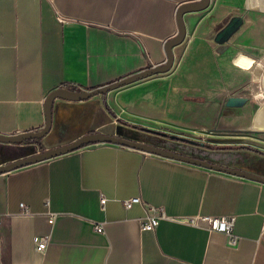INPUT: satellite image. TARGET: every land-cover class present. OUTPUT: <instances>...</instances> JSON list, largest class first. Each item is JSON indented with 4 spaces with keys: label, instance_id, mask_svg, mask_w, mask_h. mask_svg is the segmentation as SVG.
Masks as SVG:
<instances>
[{
    "label": "crops",
    "instance_id": "0c3cea01",
    "mask_svg": "<svg viewBox=\"0 0 264 264\" xmlns=\"http://www.w3.org/2000/svg\"><path fill=\"white\" fill-rule=\"evenodd\" d=\"M184 1L0 0V132L42 126L44 99L59 85L90 88L163 62ZM233 15L239 25L216 40ZM182 16L185 34L172 46V65L101 93L102 101L125 121L264 160V0H210ZM234 94L246 99L228 104ZM56 116L48 144L110 118L97 98L59 102ZM69 118L83 120L61 132ZM133 194L170 214L232 216L239 244L171 218L143 228L142 205L121 201ZM20 201L33 211L19 213ZM45 232L50 239L38 250L33 235ZM0 264H264V181L113 141L87 142L0 172Z\"/></svg>",
    "mask_w": 264,
    "mask_h": 264
},
{
    "label": "water",
    "instance_id": "95a60500",
    "mask_svg": "<svg viewBox=\"0 0 264 264\" xmlns=\"http://www.w3.org/2000/svg\"><path fill=\"white\" fill-rule=\"evenodd\" d=\"M210 0H188L180 3L176 9V18L178 29L177 32L167 38L164 43L166 51V59L163 62H158L144 67L140 70L122 76L120 78L111 80L109 82L90 87V88H77L68 85H59L48 92L44 99V114L45 121L39 128H30L18 132H0V154L3 155L0 160V172L10 170L17 166H21L30 162L48 158L70 149L79 147L80 145L91 141H113L124 145L138 147L147 151L156 152L159 154L183 159L186 161L202 164L208 167L226 170L229 172L241 174L250 178L264 181V160L255 162L253 159L246 157V149L238 148H208L205 146H199L194 144H188L184 142V146H199L207 149L212 154L223 152L229 158H217L214 156H205L203 154L185 150L182 147H175L166 143H157L150 140L142 139L132 135L130 128L144 131L136 127L119 123L117 126V132L106 130L103 127L97 128L91 126L82 132L75 134L72 138L59 142L56 144H48L42 149H23V145L20 143L36 144L43 141L44 137L53 130L56 123V107L59 102L77 103L84 100L92 99L94 95L98 93H105L109 89L133 81L135 79L147 76L149 74L164 71L168 69L173 63V48L172 46L181 41L185 34V22L183 19V12L186 10L199 9L208 5ZM240 15H233L231 18L215 33L216 40L223 41L236 29L241 22ZM246 99V96L240 94L230 95L227 99L228 104L241 103ZM104 106V105H103ZM102 106V107H103ZM105 107V106H104ZM106 109V108H105ZM107 110V109H106ZM108 111V110H107ZM109 112V111H108ZM110 113V112H109ZM110 124V123H108ZM135 126V124H133ZM112 126V125H111ZM146 129L159 131L162 134H169L171 137L178 140H188L192 143L195 141L185 135L177 133H167L166 131L158 130L153 127L143 126ZM148 132V131H146ZM157 135V134H155ZM163 137L161 135H157ZM164 138V137H163ZM11 145V146H9ZM4 150V153L1 152ZM244 150V151H243ZM264 156V152H259ZM11 155L10 157H6Z\"/></svg>",
    "mask_w": 264,
    "mask_h": 264
},
{
    "label": "built area",
    "instance_id": "2783aa9c",
    "mask_svg": "<svg viewBox=\"0 0 264 264\" xmlns=\"http://www.w3.org/2000/svg\"><path fill=\"white\" fill-rule=\"evenodd\" d=\"M125 207L132 206L133 203L139 202L144 209V218L141 221V226L143 228L154 229L162 218H171L187 222L196 226H203L208 229H216L222 231L225 235V242L227 245L235 247L239 244L241 234H239L234 229L233 217L227 214H209V213H192V214H170L167 213L162 204H154L147 202L143 199L140 194H133L121 199ZM33 210L25 201H20L19 213L27 214L31 213ZM54 212H50L49 219L52 220ZM93 226L97 230H103L102 222L96 221ZM33 239L38 250H43L49 239L50 233H35Z\"/></svg>",
    "mask_w": 264,
    "mask_h": 264
},
{
    "label": "rangeland",
    "instance_id": "374dc122",
    "mask_svg": "<svg viewBox=\"0 0 264 264\" xmlns=\"http://www.w3.org/2000/svg\"><path fill=\"white\" fill-rule=\"evenodd\" d=\"M101 96H102V94L101 93H98V94L94 95L93 98H97L98 101H99V103L103 106L102 101H101V99H102ZM103 108L109 114L110 118H109L108 121L99 120V119H96L95 118V121H96L95 122V127H97V128L103 127L105 124L110 123L112 125L113 131L114 132H117V126H118V124L119 123H122V124L130 125V126H133V127L138 128V129L144 130V131H141V130H137V129L130 128L129 131H131V133H138V134H142V135H150L152 137H157L158 140H163V143H166V144H169V145H173L175 147H182V146L185 145L184 142H187L188 144H194V145H199V146H205V147H208V148H212V147H210V145H208V141H205V140L201 139L197 135H195L193 137L192 136H187L189 138H192L195 141V143H192L191 141H188V140H178V139H175V138L171 137L169 134H162L159 131H153V130L146 129V127H143L144 124H137V123H131V122L125 121L124 119L118 118L117 116H114L113 114L109 113L105 109L104 106H103ZM81 120H83V118H77V119L69 118L67 120H64L60 124V131L63 132L64 129L67 128V127H69L72 123H74L76 121H81ZM133 124H135V126ZM145 126H148V125H145ZM153 128H156V127H153ZM156 129L162 130V129H159V128H156ZM146 131H148V132H146ZM162 131H165V130H162ZM167 133H169V132H167ZM155 134L161 135L164 138L163 137H160V136H157ZM180 135H182V134H180ZM20 144L23 145V149H27V150L34 149V148L42 149V148H44L45 146L48 145L46 137H44L43 138V141H40L38 143V145H36V144H29V143H20ZM0 145H2V144H0ZM9 146H11V145H9ZM218 148L225 149V148H228V147H218ZM1 152L4 153V150H1ZM2 156L3 155L0 154V158H2ZM10 156L11 155H8L6 157H10ZM0 160H2V159H0Z\"/></svg>",
    "mask_w": 264,
    "mask_h": 264
},
{
    "label": "trees",
    "instance_id": "16d2710c",
    "mask_svg": "<svg viewBox=\"0 0 264 264\" xmlns=\"http://www.w3.org/2000/svg\"><path fill=\"white\" fill-rule=\"evenodd\" d=\"M71 87H76V86L71 85ZM101 101H102V99H101ZM102 104L105 106V108H106L110 113L114 114L113 110L110 108V106H109L104 100L102 101Z\"/></svg>",
    "mask_w": 264,
    "mask_h": 264
}]
</instances>
